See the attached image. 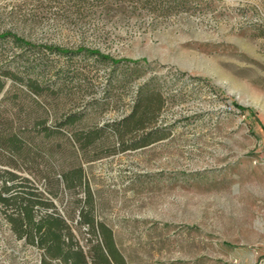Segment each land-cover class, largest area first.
Wrapping results in <instances>:
<instances>
[{
	"label": "rangeland",
	"instance_id": "obj_1",
	"mask_svg": "<svg viewBox=\"0 0 264 264\" xmlns=\"http://www.w3.org/2000/svg\"><path fill=\"white\" fill-rule=\"evenodd\" d=\"M0 32L29 42L0 38V68L46 86L38 99L52 130L24 126L29 153L3 150L0 167L20 176L5 195L23 203L0 204V264L60 263L32 241L58 218L85 249L96 246L79 221L88 190L124 264H264V0H0ZM6 81L5 90L14 84ZM141 91L164 97L156 126L125 128L123 142L102 131L131 113ZM9 101L4 118L17 110ZM154 127L167 135L134 146ZM97 131L83 149L74 140ZM76 166L83 184L67 188L63 173ZM29 199L42 202L31 240L18 232V206Z\"/></svg>",
	"mask_w": 264,
	"mask_h": 264
},
{
	"label": "trees",
	"instance_id": "obj_2",
	"mask_svg": "<svg viewBox=\"0 0 264 264\" xmlns=\"http://www.w3.org/2000/svg\"><path fill=\"white\" fill-rule=\"evenodd\" d=\"M8 35L13 36V40L17 43H21L28 46L30 45L29 42H27L20 36L13 35L7 32H0V38H4ZM47 49H49L51 52H56L57 54L66 56H71L73 54L84 52L86 55H96L97 59L100 61L108 60L113 65H116V63L120 62L109 58L107 55L91 51L87 48H79L78 50L72 51L66 48H62L60 46H47ZM7 78L12 79L14 84H25L27 86V90H22L14 84H12L11 87L5 90ZM13 91L21 92L23 97L29 101L30 110L25 112L23 108L19 107V104L17 102L18 96L13 95ZM45 91L46 86H44L43 83L39 80H26L24 76L20 75L17 72H14L13 70H3L0 68V95H2L0 105L10 100L12 107L17 109L14 112L15 115L11 114V116H7L6 118H4L3 112H0V160L1 156L3 155V150H7L10 153V157L13 158V156L22 157L23 154L29 153V151L32 149L29 145L26 144V139L21 136L24 131V126L28 128L29 125H34V130H42L47 135L52 132L50 128L45 126L44 119L48 113L42 106L40 100L38 99H44V97H46ZM164 104L165 100L161 92L149 91L146 93L141 91L136 100V103L133 106L131 113L119 121L107 124L102 128V131H104V129H110V131L113 132L123 142V131L125 130V128H130V131L134 133L140 129H147L149 125H155L158 120L159 112L164 107ZM23 113L24 117H21ZM74 117L75 116L70 115L68 117L62 118V120L58 122L57 133L59 136L63 135L62 128L64 126L72 125V123L76 120V117ZM15 120H19L21 123L18 131L14 130L15 128L13 127ZM161 129L162 128L160 127H154L153 129L149 130L147 133H145L143 139L140 142L134 144V146L146 145L153 142V140L155 139L157 140V138H164L167 134ZM100 133V131H97L96 134H94V132H91L90 134L88 133L84 136V133L73 132V136L78 146L83 149L85 145H87L89 142L86 141L87 138L94 137V135H98ZM71 147L72 153L76 155V151L73 144L71 145ZM83 177L84 170L81 166H76L70 174L63 173V180L67 188L82 186ZM19 178L20 176L17 173L0 167V181L3 182V186L0 188V204L8 205L10 201H13L5 195L10 191L8 181H16ZM29 195L32 196L35 194L33 192H29ZM14 201L17 204L23 203V199L15 198ZM35 202L36 204H34ZM92 203L93 193L88 190L85 204L89 207L88 209H83L79 221L81 224H84L89 227V230L91 231L94 237L99 238L100 242L93 248L85 249V247L75 239V236L71 232L70 227L66 223V221L61 218L55 220L53 227L49 229L47 228L44 238L41 237L40 240H32L38 245L44 247L47 251V255L50 258L59 260L60 263L55 264L125 263L123 257L121 256L116 247L113 230L106 224L96 221ZM37 204H42V202L38 199H29L28 205H25L24 207L20 205L18 206L21 211L20 216L22 217V219L19 220V225L26 226V230H18L19 235L23 236V234L25 233L30 240V228H32V226L34 225L32 220L33 211L35 205ZM44 228L45 227L40 224L35 226L34 229L41 234Z\"/></svg>",
	"mask_w": 264,
	"mask_h": 264
},
{
	"label": "water",
	"instance_id": "obj_3",
	"mask_svg": "<svg viewBox=\"0 0 264 264\" xmlns=\"http://www.w3.org/2000/svg\"><path fill=\"white\" fill-rule=\"evenodd\" d=\"M0 98H1V96H0Z\"/></svg>",
	"mask_w": 264,
	"mask_h": 264
}]
</instances>
